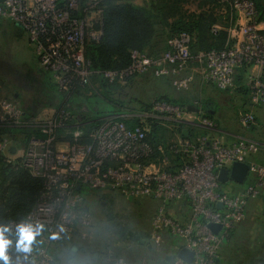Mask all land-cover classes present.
<instances>
[{
	"label": "rangeland",
	"instance_id": "rangeland-1",
	"mask_svg": "<svg viewBox=\"0 0 264 264\" xmlns=\"http://www.w3.org/2000/svg\"><path fill=\"white\" fill-rule=\"evenodd\" d=\"M108 1H111V7L122 6L148 19L151 34L138 51L148 58L159 59L170 51L168 45L176 38H173L172 27L179 22L196 21L199 17L207 23L210 18L214 20L211 32L225 34L226 49L237 47L250 36L255 40L257 38L264 47V15L252 0H5L0 3V128L11 129L12 132L0 135L2 164H20L29 174V169L23 164L28 152L35 151L34 154L42 155L41 150L31 147L29 139L51 135L54 140H50L48 150L55 155L70 148L73 144L69 142L70 138L78 139L85 131L93 129L92 119L95 118H89L83 103L93 95H102V86L97 78L94 79L93 73L89 75L85 54L92 52L91 44L100 43L102 39L104 12L111 9L107 6ZM53 19L58 22L75 19L77 23L78 41H68L67 36L69 54H60L65 60L76 57L72 62L73 68L67 69L65 65L63 70H57L59 66L56 61L46 64L42 60V51L48 48L43 42L45 44L48 37H40L34 29L39 25L48 27L49 22H55H52ZM194 43L193 35L187 50L190 59L175 72L156 62L153 65L157 73L152 66L147 70L146 67L137 69L136 57L139 54H133L134 68L132 66L131 72L126 71L115 79L110 76L106 79L108 93L126 106L117 107L114 114H100L98 122L101 126L115 119L128 124L142 123L148 131L145 135L158 143L156 151L146 158H140L138 163H133V158L126 159L129 167L143 168L148 165L159 172L176 170L183 153L188 151L186 144L196 145L198 139L211 146L217 142L226 151L238 144H253L256 152H246L245 158L250 156L258 164L263 163L264 95L258 93L254 97L251 94L257 85L264 87V64L254 58L240 63L239 68L236 65L230 70L231 74L227 73L230 83L224 91L215 86V78H207L203 61L194 60ZM256 48V43L250 47ZM40 74L46 77L52 90L58 88L66 96L71 92L72 81L77 78L82 86L78 93L83 103L70 104L73 108H79L70 118L62 113L63 107L55 109L38 102L29 78ZM69 98L62 102L67 107ZM159 103L180 109L177 112L176 109H166L168 114L162 115L152 112L154 105ZM186 107L195 109L196 113L192 116ZM187 120L191 122L187 123ZM183 130L187 133L186 137L182 135ZM143 152L142 155H147ZM110 164L118 167L121 162L115 158L110 160ZM2 167L0 164V202H3L4 187L12 179V176L1 172ZM261 168L264 170V167ZM256 180L255 174L250 173L242 188L255 186ZM260 181L264 183V178ZM230 187L223 193L227 196L234 194L243 200L238 195L240 189ZM80 188L81 185H77L72 192L74 196L78 192L82 201L76 203L77 209L75 207L68 212L78 219L86 216L88 226L79 223L71 234L65 233L60 241L50 240L47 244L43 243L44 237L36 234L27 252L17 247L18 231L9 236L4 233V238L10 241L5 250L8 264H68V257H73L77 264H114L118 259H122L124 264H164L161 257L157 258L151 253L157 249L159 256L164 254L171 239L163 231L159 244L154 243L151 221L155 213L147 216L149 207L139 210L130 202L134 198H124L107 191L95 192L85 187L82 194ZM262 193L264 186L253 188L251 197L243 200L241 219L230 225L227 236L219 244L217 264H235L233 259L237 255L234 253L245 259L247 264H264V200L263 204L258 200ZM45 201L42 197L39 203L52 205ZM157 202L158 210L161 203ZM168 202L174 203L177 209L180 201L174 199L165 204ZM163 212L175 223H184L170 215L166 207ZM0 229H4L2 224ZM149 247L152 252L148 250ZM46 248L51 253H46ZM49 258H53L51 262ZM0 264L4 262L0 261Z\"/></svg>",
	"mask_w": 264,
	"mask_h": 264
},
{
	"label": "built area",
	"instance_id": "built-area-1",
	"mask_svg": "<svg viewBox=\"0 0 264 264\" xmlns=\"http://www.w3.org/2000/svg\"><path fill=\"white\" fill-rule=\"evenodd\" d=\"M54 21L55 19L52 22ZM57 22H49V26H44V28L41 25L35 26L34 31L40 34V37H48L45 44L43 42V45L48 48L42 51V60L46 64L56 61L59 66L57 70H60L59 68L63 70L65 65L67 69L73 68L72 62H75L76 57L72 56L69 57V60H65L60 54H69L70 46L66 42L67 36H69L68 41L73 39L78 41L77 23L75 19ZM245 41L246 43H244ZM245 41H241L240 45L235 48L229 47L230 49L225 48L221 51L208 53L200 52L193 56L194 60L203 61L206 65L207 78H215L214 84L218 89L226 90V86L230 83V75L227 73L231 74L230 70L236 65V68H239L242 63L252 61L254 58L264 64V47L259 43V40L250 36ZM189 43V35H178L174 41L169 43L170 51L161 55L159 59L148 58L138 51H132L130 52V64L126 69L104 72L102 76L105 80L108 79V76L115 79L126 71L131 72L133 54H139L136 57L137 69L146 67L147 70L152 66L151 68L157 73L156 67L153 65V62H156L166 66L170 72H175V69H180L181 65L190 59L187 54ZM254 43L257 44V48L250 49ZM86 69L89 71L87 64ZM89 75H91L90 71ZM73 81L78 80L75 78ZM253 89L255 92H252L251 96H258V93L264 95L263 86L257 85ZM171 108L176 109V112L180 109L159 103L154 105L152 112L160 115L168 114L166 109ZM147 132L142 123H139V126L134 129H128L123 122L115 119L105 122L98 130L94 131L91 145L74 144L67 151L58 152L55 155L48 150L50 140H54L51 135H47L46 138L42 137V139L31 138L29 140L30 145L32 144L31 147L34 150L37 148V150H41L40 154L42 155H36L35 151H29L23 164L29 169V174L32 177L44 182L41 198H45V202H50L52 205L39 203L25 221L12 223L10 231L15 233L18 231V226L21 225H31L33 229L38 227L36 236L44 237L43 243L47 244L50 240L60 241L65 233L71 234L74 231V226L79 223L88 226L85 221L86 216L78 219L68 212L70 209H75L78 201H82L78 192L75 196L72 192L77 185H81L82 188L85 187L91 191L101 193L107 191L124 198L159 201L160 207L151 221V238L154 243L159 244L160 235L164 231L181 242L180 249H186L193 253L190 264H216L220 242L227 236L230 225L242 217L243 200L251 197L253 188L258 187L259 189L264 186V183L260 181L264 178V170L261 168L264 167V161L262 164H258L253 157L245 158L246 152L248 154L256 152V146L253 144H238L237 147L233 146L226 151L217 142H213V146H211L201 143L203 140L198 139L196 145L186 144L188 151L183 153L184 155L182 154L183 158H181L178 169L146 173L141 166L129 167L126 159L133 158V163H138L140 158L151 155L152 149L146 143L145 134ZM143 151L147 155H142ZM115 158L121 162L118 167H112L110 164V160ZM233 163L246 164L248 172L255 174L256 181H258L255 186L250 185L240 189L238 195L243 200L238 199L234 194L229 196L224 194L221 184L218 182L219 171L226 168V164ZM174 199L186 202L190 206V216L182 224L170 220L163 212L165 202ZM217 205H221V209H218ZM209 223L220 225V232L211 233L207 229ZM52 259L49 258V262ZM114 264H124V261L118 259ZM175 264L187 263L176 259Z\"/></svg>",
	"mask_w": 264,
	"mask_h": 264
},
{
	"label": "trees",
	"instance_id": "trees-1",
	"mask_svg": "<svg viewBox=\"0 0 264 264\" xmlns=\"http://www.w3.org/2000/svg\"><path fill=\"white\" fill-rule=\"evenodd\" d=\"M252 2L264 15V0H252ZM110 3L111 1L107 2L108 8L111 7V5H109ZM213 23V19L210 18V21L207 23L201 17L190 23L179 22L172 27L174 33L173 38L180 34H187L191 38L194 35L195 43L192 48H194L195 54L199 52L208 53L210 51H221L225 49L224 44L226 37L224 33L218 32L214 34L211 32ZM101 31L102 39L100 43L91 44L90 46H93L92 52H86L85 55L88 62L87 64H89V71L95 75L93 76L94 79L97 78L98 83L102 86V95H93L85 99L83 103V99H80V94L78 93L82 86L78 81H72V88L69 96H66V94L58 88L52 90L46 78L41 84L38 102H42L45 106L55 109L63 107V110H61L62 113L67 114L69 118L74 111L79 110V108H73L70 104L83 103L87 108L86 112L89 118H95L92 119L93 129L89 132L85 131L78 139H69V142L73 143L72 145H91L93 142L92 134L101 126V123L98 122V116L102 113L114 114L117 107L126 106L125 103L114 99L108 93L106 89L107 81L103 78L102 73L126 69L130 64V52L140 51L143 48V45L150 37L151 27L148 19L144 15H141V13L114 5L110 10L104 12ZM215 39H217V42L214 43ZM68 97L70 98L69 106L67 107L62 102ZM90 102L92 105H90ZM123 123L128 129H134L139 126L138 122L129 124ZM155 127L159 128L157 125H155ZM9 131L12 132L11 129L0 128V135ZM40 137L42 138L44 136L40 135ZM146 143L150 146L152 151H156L155 149L158 143H156L154 139H151V137L149 138V135H146ZM0 164L4 166L1 172L7 176H12L11 181L2 191L3 202H0V224H2L4 229H7L4 233L9 236L14 234V232L10 231V225L12 223L25 221L27 216L40 202L44 182L41 179L29 175L20 164H2L1 157ZM79 191L82 194L84 193L83 188H80ZM165 234L170 238H176L168 233ZM40 247H42V245ZM46 252L48 254L51 253L48 248H46Z\"/></svg>",
	"mask_w": 264,
	"mask_h": 264
},
{
	"label": "crops",
	"instance_id": "crops-1",
	"mask_svg": "<svg viewBox=\"0 0 264 264\" xmlns=\"http://www.w3.org/2000/svg\"><path fill=\"white\" fill-rule=\"evenodd\" d=\"M45 78L46 77L43 74L36 75L34 77L31 76L29 78L30 79V83L32 84V86L35 89V94H36L35 97H39L40 96L41 84H42V82H43V80ZM186 108H188V107H186ZM194 110L193 111H188L187 110V111H188V113H190L193 116L196 113V111H194ZM190 122L191 121L187 120V123H190ZM230 136H231V138H233L232 135H230ZM235 139H237V138H235ZM230 167H231V165H228L226 168L229 169ZM143 169H144V171L146 173H151V172L157 171L156 168L148 166V165L146 167H143ZM249 175H250V173L248 172L246 174V176H245V178H244L242 183H238L236 181H232L231 180V181H228L225 184H221L222 191L225 192V191L230 190V188H231L230 186H232V187L235 186V188L241 189L242 186L245 185L244 183L246 182V180L249 177ZM258 200L262 203V200H264V193H262V195L258 197ZM130 202L134 206V208L139 209V210H141V209H143L145 207H149L148 212L146 213L147 216H150L151 214H154L156 212V210H157V207H158V202L153 200V199H134V200H130ZM173 205H174V203H172V202H168V203L165 204L167 212H169L170 215H173L175 218H178L179 220L186 221L189 218V216H190L189 204L186 203V202H179V204L177 206V209ZM166 237H168V239H171V241H170L171 244L169 245V247L167 246V248L165 249L164 254L159 256L158 253L156 252L157 249L151 254L153 256H156L157 258L161 257L160 259L162 260V262L164 264H175L176 259H178L177 258V253L181 250L180 249L181 248V242L177 238L173 239V238H170L169 236H166ZM148 250L152 252L150 247L148 248ZM234 255H237V257H234V259H233L235 261V264H247L245 259L244 260L241 259L240 255L235 254V253H234ZM75 261L76 260L73 257H68V264L69 263L70 264H77L78 262H75ZM243 262H245V263H243ZM217 263H218V261L216 262V264ZM86 264H88V263H86ZM90 264H92V263H90Z\"/></svg>",
	"mask_w": 264,
	"mask_h": 264
},
{
	"label": "water",
	"instance_id": "water-1",
	"mask_svg": "<svg viewBox=\"0 0 264 264\" xmlns=\"http://www.w3.org/2000/svg\"><path fill=\"white\" fill-rule=\"evenodd\" d=\"M3 0H0V3H2ZM188 111H193L191 107L187 108ZM195 111V110H194ZM182 135L184 137L187 136V133L185 130L182 131ZM248 173V166L244 163H233L231 164V167L229 169L223 168L219 171L218 174V182L220 184H225L228 181H236L238 183H242L246 174ZM218 209H221V205H217ZM207 229L213 233L217 234L221 230V226L217 224L209 223L207 225ZM177 258L184 263L190 264L193 258V253L190 251H187L186 249H181L177 253Z\"/></svg>",
	"mask_w": 264,
	"mask_h": 264
},
{
	"label": "clouds",
	"instance_id": "clouds-1",
	"mask_svg": "<svg viewBox=\"0 0 264 264\" xmlns=\"http://www.w3.org/2000/svg\"><path fill=\"white\" fill-rule=\"evenodd\" d=\"M7 229H0V261H3L4 264H8V257L5 255V250L10 241L4 238V231ZM38 232L37 229H33L31 225H21L18 226L19 240L17 242V247L22 251L27 252L29 250L28 245L34 239V236Z\"/></svg>",
	"mask_w": 264,
	"mask_h": 264
}]
</instances>
